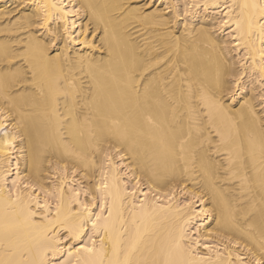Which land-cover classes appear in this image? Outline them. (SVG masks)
I'll return each instance as SVG.
<instances>
[{"label": "bare ground", "instance_id": "1", "mask_svg": "<svg viewBox=\"0 0 264 264\" xmlns=\"http://www.w3.org/2000/svg\"><path fill=\"white\" fill-rule=\"evenodd\" d=\"M0 264H264V0H0Z\"/></svg>", "mask_w": 264, "mask_h": 264}, {"label": "rangeland", "instance_id": "2", "mask_svg": "<svg viewBox=\"0 0 264 264\" xmlns=\"http://www.w3.org/2000/svg\"><path fill=\"white\" fill-rule=\"evenodd\" d=\"M141 2H142V4H144L145 0H140V3H141ZM146 2H147V0H146ZM151 5H152V4H151ZM151 5H150V6H151ZM150 6H149V7H150ZM135 191H136V189H135Z\"/></svg>", "mask_w": 264, "mask_h": 264}]
</instances>
